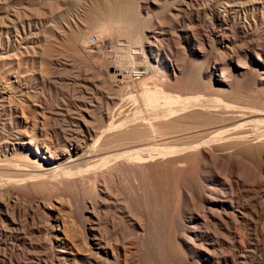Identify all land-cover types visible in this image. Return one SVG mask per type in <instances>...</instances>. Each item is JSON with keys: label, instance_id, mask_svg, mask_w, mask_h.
I'll list each match as a JSON object with an SVG mask.
<instances>
[{"label": "bare ground", "instance_id": "bare-ground-1", "mask_svg": "<svg viewBox=\"0 0 264 264\" xmlns=\"http://www.w3.org/2000/svg\"><path fill=\"white\" fill-rule=\"evenodd\" d=\"M178 1L193 16L203 7L201 0ZM216 1L211 28L193 24L185 32L190 45L209 47L204 65L174 61L166 50L155 54L151 37L143 41L134 29L138 34L125 52L113 46L115 66L108 60L97 67L106 107L94 108V100L84 97L60 131L49 126L60 106L48 107L25 82L29 75L15 56L24 52L17 46L10 54L0 50L6 80L0 84V264H255L264 255L256 242L264 237V0ZM68 2L85 21L100 8L99 0ZM181 4L171 37L177 53L184 40ZM129 8L128 16L134 13ZM70 13L60 14L74 18L56 24L65 54L89 46V33ZM17 23L14 37L20 27L26 33V22ZM41 36V56L38 48L33 55L50 70L61 61L53 57L60 50ZM160 65L164 79L157 74ZM121 83L129 88L118 98L110 89Z\"/></svg>", "mask_w": 264, "mask_h": 264}, {"label": "rangeland", "instance_id": "rangeland-1", "mask_svg": "<svg viewBox=\"0 0 264 264\" xmlns=\"http://www.w3.org/2000/svg\"><path fill=\"white\" fill-rule=\"evenodd\" d=\"M18 1L19 0H7V2H6V0H0V50H2V48H4L3 50H5V49L7 51L9 50L8 54H10V52L13 53V50L17 48L18 50L21 51V53H22V51L24 52L23 55L20 54V55H15V56L16 57L19 56L20 60L23 61L22 65H21V67H23L22 70H24V72L26 71L25 73H28V75H29V76L27 75L28 77L25 78V82H27V84H28V82L31 81V83L29 82L28 85L31 84L30 87H32L31 89L33 91H35L36 94L37 93L41 94V95H39L40 96L39 98H41V100H43V101H46V103L48 102L47 103L48 107L50 105H51V107H55V106L59 107L60 106L59 107L60 108V113L58 115L53 116V117H52V115L49 116L51 118L50 121H49V123H50L49 126L52 127V129H56L58 131H60L59 129L62 127V125L65 126L66 124L69 125L71 123V117H72L73 113L78 112L76 109H78L77 107H79V106L81 107L80 103H81V101H82V99L84 97H87L89 99H93L94 100V102L92 104L93 106H95L94 108H96V106H97V108H100V107L101 108H105L106 107L105 106L106 105L105 101H107L106 98H108V95L105 94L104 95L105 97H104L100 93V92H102L104 90L103 88L105 87V84H104L105 82L102 81V78H101V76L99 74L98 68H100L102 66H105L106 63L109 65L108 62H111L110 66H112V65L115 66L114 64H116V63L114 62L113 57L110 56V54L112 53V50L114 51L113 46H116V47L118 46L119 50H121L122 53L125 52L127 50V47L129 46V41L131 40V38L135 39V37L137 36L136 34H134V32H136L135 30H137L139 32L138 38L141 37V40H143V41H145V39H147V37H151V38H149V41H151V43H152V49H153V52L155 54H159L160 51H161V54L163 55L165 50H166V52L168 54V57L173 59L174 61H178V62H184L185 61V63H187V64L194 63L196 65V67H200V66L204 65L205 62H207L206 60H208L207 58L210 55V53H209L210 49H208L209 47L207 45H204V46H202L201 44H195V45L192 44V45H190L188 43V38L186 37L187 34L185 32L188 30L189 27H191L190 25H193V24L194 25L197 24V27L201 28V31H203V30L206 31V30H209L211 28L210 27L211 25L208 22V17L210 16V12L212 11L211 8H215V6L217 4L216 0H201V3H200L199 6H203L204 8L202 7V10H201V8L199 7L200 8L199 9L200 13L196 11L199 17L192 15L193 13L191 12V10H189L187 8L188 4L184 5V4H181V2L178 3L179 2L178 0H151V1L150 0H129V1H127V0H115L113 2L110 1V0H99L100 8L98 7L99 8L98 9V8L95 7V9L93 8L92 11L90 10V12L91 13L93 12L94 14L90 13V15H87L86 20L89 19L88 21L84 20L85 19L84 16H86V15L83 14L81 11L80 12L83 15L80 14V16H78L76 14L77 12L74 9H71L70 4L68 2L69 0H20V2H18ZM219 1L220 2H225V0H223V1L219 0ZM58 2H59V4L61 3V7L64 6L65 9H64V7H62L63 10L62 9L60 10V7L58 6L59 4H57ZM127 2L129 3V5H128ZM212 2H214V3H212ZM65 3L68 4V5H65ZM25 4H27V5L25 6ZM52 4L55 5V6H53ZM122 4H124V5H122ZM140 4H142V5H140ZM180 4L183 5V7H184V10L182 11L183 15H181L182 16L181 17L182 18V22H181V25H180V28L182 30L181 33H183L182 39H184V40L181 42V45H180V48H179V50L181 52L177 53V52H175V49H174V46H175L174 42H177V40H175L176 38H174V37L171 38V37L173 36V33H175L174 30H173L174 29L173 25H174L176 13L178 12V7L177 6H179ZM208 5H212V6H210V8H208ZM51 6H53V9L50 8ZM57 6L59 7V9H58ZM67 6H69V7H67ZM129 6H130L129 12H134V13L137 12V14L135 13L136 16H135L134 13H131L130 16H128L126 14L127 12L125 10H127ZM139 6H140V9H139ZM29 7L32 8V9H30ZM66 7H67V9H66ZM68 8L70 9V12H71L70 14H73V13L76 12L75 13L76 17H77L76 19H78V21H80V23H81L80 24L81 28H82L81 30L83 31V33L85 32V34L89 33L88 34L89 35L88 38L90 37V39H91V40L89 39L90 40L89 41L88 38H87V42H88L87 45H89V46L85 47V51L82 49L83 51L81 50L80 53H77V50H76V52L74 54V52L69 50L70 51L69 53L73 54L74 58H73L72 55H70L68 53L65 54V52H67L68 49L65 50V48H64L65 42H63V39L62 40L60 38L57 39L58 38L57 36H58V33H59L58 32L59 31L58 30V25L59 24L60 25H65L67 23V19L69 21L70 19L74 18V15H70V16L64 15L65 17H68V18H65V17H63L61 15L62 13L66 14V11L67 10L69 11ZM110 8H114V9L116 8L115 11L113 10L114 12L111 14V16H109L110 12H111V11H109ZM131 8H132V11H131ZM16 9H17L18 12L21 11L22 15L20 14V12L17 13ZM137 9L139 11H137ZM78 10L79 9H77V11ZM205 11H206L207 15H206ZM15 12H16L17 15L15 14ZM123 12H125V16L127 15L126 17H128V18H126V17L122 18V16H120ZM95 13H97L98 15L95 14ZM18 14H20L19 15L20 17L18 16ZM26 14H27V16H26ZM118 14H120V15H118ZM133 14H134V16L136 18L134 16H132ZM138 14H140V15H138ZM200 14H202V15H200ZM122 15L124 16V14H122ZM137 15H138V17H137ZM116 16H117V18H116ZM118 16H120L122 19H119L120 17H118ZM139 16H141L142 19L141 18L139 19ZM89 17H91V18H89ZM129 17H130V19H129ZM132 17H134V18L132 19ZM98 18L99 19L100 18L101 19L105 18L104 22H106V23H104L103 20H102V22H100V20ZM110 18H112V19H110ZM137 18L139 19L138 21H137ZM191 18H192V20H191ZM19 19H22V20H19ZM116 19L119 20V21H117ZM50 20H51V22H50ZM52 20H54V21H52ZM23 22H26L25 23V25H26L25 32L27 34L24 33L23 27H20V28L17 27L18 29L21 30V32L19 30V34L20 35L18 37H14L16 35V30H15V26L16 25L15 24L16 23L17 24L21 23L20 25H22ZM57 22H58V25H56ZM82 22L83 23L86 22V23L83 24ZM51 24H53V25H51ZM188 24H189V26H188ZM30 25H32V26H30ZM92 26L93 27L97 26L98 28L96 27L95 29H93ZM99 26H103L104 28L102 27L103 29H101V27H99ZM105 26H106V29H105ZM87 27H88V29H86ZM91 28H92V30H91ZM99 28L101 29L100 31L98 30ZM136 28H138V29H136ZM139 28H140V31H139ZM83 29H85V30H83ZM38 30H39V33H38ZM86 30H88L89 32H86ZM171 30H173V31H171ZM42 31H44V33ZM47 31H51V32H53V34L55 33V36L54 35H50L51 37H48L50 32H47ZM161 31H165V32H162L163 35L158 34ZM138 32H136V33L138 34ZM140 32L143 35H141ZM36 33L39 34V35L35 36L34 34H36ZM46 33H48L47 34L48 36L46 35ZM22 34H23L24 37L22 36ZM26 35L28 37H26ZM40 35H42L41 37H44V36L46 37L47 36V38H45L46 42L47 41L48 42L51 41L50 43H53V44H51V47L53 45V48H54L53 51L59 49L60 52H63V54L62 53L60 54V52L59 53L55 52V55L53 57L55 59L60 57L59 60L61 59V61H58V59H56L55 63L52 64V65H54L52 68H51V65H50V67H49L50 70L47 69L41 63L39 64L40 57H38L37 54L35 56L33 55V54H35L34 51H35V49L37 50V48H38L37 53H40L42 51L41 48L38 47V45H36V44H39V43H37L36 40H38ZM93 35H95V36H93ZM96 35L99 36L98 39L100 41L99 42L100 44H97ZM156 35H159V36H156ZM168 36H170V37H168ZM27 38L30 39V40H34V42H31L32 44L29 43L32 48L30 47L29 44L26 45L24 43V41H26ZM173 39L175 41H173ZM18 40H22V41H20L21 43ZM146 41H148V40H146ZM25 45L27 47L24 48L23 46H25ZM199 45H200V47H199ZM169 46H171V48ZM18 47H21V49L18 48ZM29 47H30V49H29ZM162 47H164V48H162ZM181 47H183V49ZM184 47H186L187 49L184 48ZM191 47H195L194 50H198L196 52L197 55H193L191 53V49H190ZM28 49L31 50V51H28ZM163 50H164V52H163ZM172 50H173V52H171ZM15 51H14V53H15ZM103 53H104L105 57H104ZM56 54H57V56H56ZM11 55L14 56V54H11ZM100 55H103V56L101 57ZM13 56H11V57H13ZM33 56H34L35 59L33 58ZM40 56H41V53H40ZM70 56H72L73 60H72V58ZM162 57H164V56H162ZM19 58H18V60H19ZM109 58H111L112 60L109 59ZM32 60H35V61H32ZM108 60H110V61H108ZM72 61L73 62L76 61L78 65L83 64V66H84V64L86 62V65H85L86 67L82 68L83 67L82 65H81L82 67H80V66L78 67V65L75 64L76 62H74V64L79 68L78 70H80V68H81V71H78V70L76 71L77 68L72 63ZM105 61H106V63H105ZM128 63L129 62H127L126 65ZM130 63H132V62H130ZM87 64H89V65H87ZM95 65H96V69L94 67ZM32 66L34 67V69H31ZM26 67H27V69H26ZM55 67H57V69ZM42 68L44 69V70H42V73L44 75L46 74L45 76L43 75V78H45V80H44L45 82L41 80L42 78H40V76H41L40 70ZM87 68H89V71L87 70L89 73H92V70H93V73L95 72L94 73L95 77H94V74H92L93 75L92 76V80L93 81L94 80L97 81V83L95 81L94 82L93 81H89L88 78H90V80H91V75L89 73L83 72L85 70L82 71V69H87ZM63 69H65V70H63ZM0 70H2V68ZM45 70H46L47 73L45 72ZM165 70H166L165 67L160 65V67L158 68L159 72L157 71V74L160 75L163 78L164 75H166V73H167V72H165ZM28 71H30L31 74ZM96 71H98V72L96 73ZM0 72L3 73V70L0 71ZM1 73H0V84L5 86L4 84L6 83V80H4L5 78L2 80V77H1L2 74ZM33 73H34L35 77H34ZM82 74H83V76H81ZM85 74H87V75H85ZM187 74L191 75L192 73L190 71H188ZM96 76H97V78L99 80L101 79L100 83H102L103 85L99 83V80H97ZM1 81L3 83H1ZM136 81H138V83H139V81H141V79H136ZM95 83H96V85H95ZM123 86H124L123 83H121V88H119V90H118L117 87L116 88L114 87L113 89H115V90L110 89V92L113 93L114 95L119 93L118 94L119 95L118 98L119 97L122 98V96L125 97L124 94L128 91L127 89L129 87L126 86V85L124 87ZM101 87H102V89H101ZM8 90H10V92H12L13 89H9L8 88ZM93 91H94V93H93ZM117 91H119V92H117ZM19 95L17 94L16 97H19ZM90 95L91 96L94 95V96L89 97ZM100 96L104 97L103 100L101 99ZM100 103L103 104L105 107H102V105H100ZM67 104H68V106H67ZM72 110L73 111L75 110V111L73 112ZM68 111H69V113H68ZM48 114H51L50 111L48 112ZM64 119H65V121H64ZM56 122H58V123H56ZM40 191H43V190H40ZM263 220L264 219H262L260 221V224H259L260 227H261V225L264 227V225H263L264 221ZM262 228H260V229H262ZM256 242L261 244V245H264V237H256ZM262 256H264V255H260L259 254L257 256V258L255 259L254 263L255 264H258V263L259 264H264V262H263L264 261V257H262Z\"/></svg>", "mask_w": 264, "mask_h": 264}]
</instances>
